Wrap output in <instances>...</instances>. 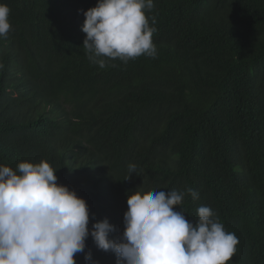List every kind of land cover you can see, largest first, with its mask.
Returning a JSON list of instances; mask_svg holds the SVG:
<instances>
[{
  "label": "trees",
  "instance_id": "16d2710c",
  "mask_svg": "<svg viewBox=\"0 0 264 264\" xmlns=\"http://www.w3.org/2000/svg\"><path fill=\"white\" fill-rule=\"evenodd\" d=\"M96 3L0 0L11 25L0 37V165L47 162L85 200L89 229L107 219L113 240L128 195L191 187L199 199L174 211L195 223L210 207L238 237L228 264H264V0H153L155 57H101L104 68L82 47ZM85 243L96 264H116Z\"/></svg>",
  "mask_w": 264,
  "mask_h": 264
},
{
  "label": "clouds",
  "instance_id": "9594fccd",
  "mask_svg": "<svg viewBox=\"0 0 264 264\" xmlns=\"http://www.w3.org/2000/svg\"><path fill=\"white\" fill-rule=\"evenodd\" d=\"M153 7V0H97L83 11L82 47L89 60L104 68L101 57L124 63L141 55L154 58L156 28L145 15ZM9 11L0 4V37L11 29ZM56 171L45 161L21 162L16 171L0 165V264H76L77 253H84L86 264H96L85 252L89 236L99 250L115 255L116 264H228L236 252L238 237L225 230L210 207L197 209L195 223L183 210L174 211L185 195L199 199L191 187L128 195L124 230L113 240L109 235L116 229L107 219L89 229L85 200L58 185ZM128 172L125 180L136 165L129 164Z\"/></svg>",
  "mask_w": 264,
  "mask_h": 264
}]
</instances>
